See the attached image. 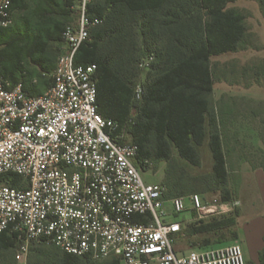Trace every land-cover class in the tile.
<instances>
[{
  "label": "built area",
  "instance_id": "obj_1",
  "mask_svg": "<svg viewBox=\"0 0 264 264\" xmlns=\"http://www.w3.org/2000/svg\"><path fill=\"white\" fill-rule=\"evenodd\" d=\"M92 1L76 0L71 7L77 22L61 34L66 52L46 92L30 96L0 76V177L22 178L15 188L0 184V233L17 236L16 264H27L30 246L40 243L92 262L246 264L238 243L176 251L183 222L169 218L187 203L196 214L187 226L227 217L238 204L204 201L199 194L167 198L163 185L144 182L149 162L139 163L138 147L120 143L116 123L97 112L96 65L73 63L100 24L88 17ZM11 3L0 0V28L13 24Z\"/></svg>",
  "mask_w": 264,
  "mask_h": 264
},
{
  "label": "trees",
  "instance_id": "obj_2",
  "mask_svg": "<svg viewBox=\"0 0 264 264\" xmlns=\"http://www.w3.org/2000/svg\"><path fill=\"white\" fill-rule=\"evenodd\" d=\"M256 1L264 13V0ZM235 2L93 0L87 8L88 17L99 19L100 24L90 30L88 40L79 46L73 63L96 65L97 112L116 123L115 135L123 136L120 143L138 147L139 163H166L161 185L167 198L219 193L222 202L234 201L229 187L228 160L235 151L229 131L236 121V111L223 100L213 106L210 98L215 83L211 58L247 48L246 16L229 8V4ZM75 3L76 0H61L56 12L45 14L47 18L39 21L44 26L35 29L33 38L28 37L29 59L45 74L53 73L56 68V43H63L61 34L70 24L69 17L74 13L71 7ZM26 43L24 40L23 44ZM32 54L41 59L34 60ZM150 56L153 61L141 67ZM143 70L146 73L142 97L138 100L135 91ZM251 70L252 84L264 86V65ZM0 76L11 87L17 84V78L1 73ZM204 144L212 157L211 172L192 176L172 156V151L177 152L181 161L198 167V149ZM257 159L247 162L252 170L264 171V156ZM21 181L22 178L14 174L0 177L1 185L14 188ZM237 212L236 209L225 218L192 226V233L216 235L230 230L236 225ZM16 243L15 234L0 233L2 250L15 249ZM31 253L28 264L97 263L45 243L31 245ZM259 261L264 264V248L259 252ZM104 262L102 264H116L113 259Z\"/></svg>",
  "mask_w": 264,
  "mask_h": 264
},
{
  "label": "rangeland",
  "instance_id": "obj_3",
  "mask_svg": "<svg viewBox=\"0 0 264 264\" xmlns=\"http://www.w3.org/2000/svg\"><path fill=\"white\" fill-rule=\"evenodd\" d=\"M229 8L246 16L247 48L237 53H228L211 58V63L214 66L215 83L210 100L213 106L223 100L224 103L234 106L236 111V121L230 126L229 131L231 146H234L235 151L228 160L229 187L234 193L233 203L238 204L236 205L238 210L235 219L236 225L232 229L222 230L216 235L198 236H193L192 226H187L185 237L178 241L180 244L174 242L178 251H186L189 246V249H194L190 243L195 244L197 241H201L204 236H210V239L222 242L213 248L232 244L240 239L239 224L258 212L252 168L247 161H255L260 156H264V86L253 85L249 77L253 72L251 69L257 65H264V13L256 0H236L235 3L229 4ZM77 17L75 14V22L70 24H76ZM145 73L146 70H143V76L136 87L137 90H140L139 97H136L138 100L142 97ZM198 154L200 164L195 167L181 161L177 152L172 151V156L180 162L188 174L192 176L209 174L212 167V157L207 144L198 149ZM165 168V162H149L142 173L144 182L161 184L165 175ZM208 198L210 200L204 201L212 202L218 198V201L222 202L219 193L208 196ZM194 216H196L195 212L192 214V217ZM210 220L206 219V221ZM18 250L19 242L16 243L15 249L9 251H4L0 247V264H16L15 256ZM32 254L30 246L27 253V264ZM102 263L105 262L101 261L96 264Z\"/></svg>",
  "mask_w": 264,
  "mask_h": 264
},
{
  "label": "crops",
  "instance_id": "obj_4",
  "mask_svg": "<svg viewBox=\"0 0 264 264\" xmlns=\"http://www.w3.org/2000/svg\"><path fill=\"white\" fill-rule=\"evenodd\" d=\"M60 1L14 0L10 9L13 24L9 28H0V73L8 78H17L16 85L21 84L23 90L30 96H38L46 92L54 83V72L45 74L41 72L37 64L30 61L31 44L28 37L31 35L33 38L35 29L38 26H44L39 21L42 18H47L45 14L56 12ZM73 22H75V12L69 17V23ZM24 40H27L26 44H23ZM56 46L58 47V56L55 62L57 65L58 58L66 52L67 46L64 43H56ZM31 56L34 60L41 59L39 55L32 54ZM252 175L255 182L258 212L239 224L240 239L234 243L240 244L246 263L260 264L259 252L264 248V171L261 169L252 170ZM211 195L213 194L202 196V198L210 200L208 196ZM166 207L171 212L170 204H166ZM192 214L191 206L187 203V208L182 214L169 218L171 221L183 222L182 231L175 239L176 244H180L178 241L185 237L187 233L185 221L189 220ZM193 236H198V234ZM190 245L194 246V249L213 248L216 242L210 239V236H204L201 241H197L195 244L191 242ZM189 247L187 248L189 249ZM188 249L186 251L176 249V251L185 254L192 250Z\"/></svg>",
  "mask_w": 264,
  "mask_h": 264
}]
</instances>
